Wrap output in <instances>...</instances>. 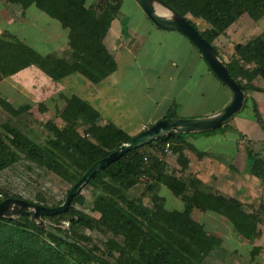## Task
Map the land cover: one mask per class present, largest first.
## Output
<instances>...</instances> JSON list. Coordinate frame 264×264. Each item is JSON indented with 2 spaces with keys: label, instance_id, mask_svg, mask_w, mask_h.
<instances>
[{
  "label": "trees",
  "instance_id": "trees-1",
  "mask_svg": "<svg viewBox=\"0 0 264 264\" xmlns=\"http://www.w3.org/2000/svg\"><path fill=\"white\" fill-rule=\"evenodd\" d=\"M164 1L197 29L194 19L205 21L209 27L198 31L218 53L214 39L240 16L246 14L253 20L264 16V0ZM2 3L14 9L34 5L55 19L66 30L71 51L42 54L11 30L3 29L0 32V81L31 66L55 82L72 73L97 82L116 69V61L105 45V36L119 13L122 0H2ZM231 64L245 75L244 82L238 81L246 94L253 78L264 80V30L248 42L233 46L226 63L230 74ZM246 65L250 66L246 68ZM0 102L10 110L5 99ZM28 108L29 104L21 105L13 114L20 115ZM60 116L64 120L74 116L87 128L80 131L72 122L63 131L47 120L42 125L46 135L37 139L15 125L1 123L0 172L24 159L69 184L68 192L93 163L132 137L113 123L98 125V111L77 97L62 107ZM165 117L177 115L171 108ZM224 126L226 124L216 130ZM182 136H165L127 151L93 174L84 186L90 185L97 191L92 201L94 214L77 207V203L83 202V186L65 212L43 216L70 241L33 225L28 215L0 218V264H202L217 245L204 226L188 213L189 207L202 212L215 211L225 216L239 235L251 238L254 224L237 200L205 192L199 187L198 179L186 181L168 172L163 157L168 150H177ZM166 144L168 150H165ZM140 181L145 182L144 188L134 197L129 190ZM159 185L166 186L188 207L184 211L167 209L164 198L158 193ZM187 185L193 188L191 193L186 190ZM0 193V200L22 198L7 185H0ZM37 198L41 204L44 198L39 194ZM144 198L149 202L144 204ZM62 201L42 205L56 206ZM64 220L68 227L61 224ZM82 229H98L110 236L101 246H89L86 243H91V237L79 232Z\"/></svg>",
  "mask_w": 264,
  "mask_h": 264
},
{
  "label": "crops",
  "instance_id": "crops-1",
  "mask_svg": "<svg viewBox=\"0 0 264 264\" xmlns=\"http://www.w3.org/2000/svg\"><path fill=\"white\" fill-rule=\"evenodd\" d=\"M1 7L9 10L14 18L36 17L32 20L39 18L51 20L55 28L63 34L64 45L68 46L66 30L62 29L55 19L49 18L34 5L17 9L8 8L4 4ZM29 12L32 14L28 15ZM244 16L246 14L240 16L213 41L225 63L229 62L235 44H244L250 40L229 44L230 40L226 36L227 32L234 31ZM116 17L111 21L105 36V45L117 64L113 72L97 82H91L79 73L69 74L59 83L46 78L52 89L58 85L61 87L62 93H68L63 94L69 95L68 100L65 98L63 106L75 100L76 97L83 99L98 111V125L113 123L133 136L149 127L154 121L164 118L171 108L174 109L177 117L205 116L219 111L231 100L232 91L230 88L217 78L195 45L181 32L158 28L148 19L133 24L129 23L130 29L124 32L122 27L126 22L120 23ZM197 21L194 19L198 27ZM205 26L209 27L207 23ZM148 36H152L157 41L156 47L149 45ZM170 43L171 46H169ZM147 49L148 52H151L152 58L160 56L156 58V61H161L159 71H154L152 76H145L146 73L141 70L143 67L146 68L143 62L147 61V57L142 51ZM47 52L60 54L54 48ZM132 65L136 68L133 76L127 71L130 72ZM18 72L12 76H17ZM230 72L238 80L244 82L245 75L238 73L235 64L230 65ZM162 73L166 79L161 78ZM108 76H110L109 86H103V84L98 86V82ZM6 78L2 79L0 83ZM139 82L144 84L143 91H152V94L138 125L132 130L127 128L131 122L125 113L115 114L109 121L105 119L96 108V103L97 101L105 102L109 98L106 96L108 89L117 88L120 85L133 91L141 85ZM88 83L91 88L93 85L98 87L96 91L91 92V98L87 94H82L86 91ZM250 84L252 86L249 88L250 91L245 93L246 98L242 110L224 123L226 126L208 132L185 133L177 144V150L176 148L168 150L163 157L168 172L173 173L175 177L186 181L190 178L198 179L199 187L205 192L237 200L242 211L249 216L254 224L255 232L251 238H245L237 233L225 216L212 210L202 212L193 207L188 208V213L204 226L207 234L212 237L220 251L236 253L233 261L240 260V244L242 242L248 249L247 253L256 255L258 250V257L264 258V80L255 77L250 81ZM65 85L66 87L69 85L70 88H66ZM142 97L143 101L147 100L145 96ZM109 103L112 107L115 106L113 98H109ZM246 104H248L247 108ZM5 171L4 169L3 172ZM186 190L191 193L193 188L187 185ZM158 193L164 200L168 196L177 197L164 185H159ZM175 202L177 204L173 208H168L167 204L165 207L180 211H184L188 207L179 196Z\"/></svg>",
  "mask_w": 264,
  "mask_h": 264
},
{
  "label": "rangeland",
  "instance_id": "rangeland-1",
  "mask_svg": "<svg viewBox=\"0 0 264 264\" xmlns=\"http://www.w3.org/2000/svg\"><path fill=\"white\" fill-rule=\"evenodd\" d=\"M90 1L93 0H87V2ZM2 4V0H0V30L3 28L11 30L20 39L26 41L30 46H34L42 54H45L53 48L57 49L60 53L71 51L69 46L64 45L63 34L55 28L51 20L47 18L40 19L39 17H37L39 19L35 20L32 19L36 17L14 18L9 10L1 7ZM31 14L32 12H29L28 15ZM117 15V21L120 23L126 22L122 27V31L124 32L130 29V24L147 19L140 8L135 4L134 0H122L121 8ZM197 20L198 28L204 30L206 22L202 19ZM236 26L234 31H229L226 34L230 40L229 44H232V42H246L256 37L264 30V16L259 20H253L246 15ZM223 39L225 40L226 38L224 37ZM147 42L149 45L155 47L158 45L157 41L152 38V36L147 37ZM171 45L170 43L169 46ZM148 49L142 51L147 57V61L143 62L146 68L143 67L141 70L146 73L145 76H152L154 71L160 68L161 61H156V58L160 56L152 58L151 52H148ZM121 68L123 67L121 66ZM130 68H132L130 72L129 70L127 71L133 76L136 68L134 65ZM161 78L166 79V76L162 73ZM83 79L85 81V78ZM114 79L117 80L116 77H114ZM109 81L110 76L98 82V86L102 84L103 86H109ZM139 83H141V85L133 91H129L123 86L122 90L120 85L117 88L111 87L108 89L106 96L115 100V106L112 107L109 103V98H107L105 102H98L96 100V108L105 119H108V121L112 116L114 117L115 114H127V118L129 122H131L127 128L132 130L138 125V122L142 118L143 111L146 110L145 108L149 102L148 99L151 98L152 94V91H148L149 93L143 91L144 84L143 82ZM89 85L90 83H88L85 89L86 91L82 94L90 96L91 92L98 89L96 85L92 84L93 88ZM59 87L55 85L52 89L50 82L46 81L42 72L34 66L19 71L17 76L6 78L0 83V99H5L7 101L10 110H6L0 102V125L1 123L8 122L37 139H42L46 135L47 131L44 130L42 125L47 120L56 123L63 131L66 130V125L72 122L75 127L83 131L87 126L84 127L80 125V122L76 120L74 116H70L67 120L61 119L60 111L62 110L65 98L68 100L69 95H63L68 93H62V89ZM68 87L70 88L69 85L66 88ZM142 96H145L147 100L143 101L144 99ZM24 104H29V108L21 112L20 115H14L13 113L18 107ZM247 105L248 104H246V108L248 107ZM0 131H2L1 127ZM143 183L145 184V182L140 181V184L138 183L139 185L134 186L129 193L134 197H138L144 188ZM0 185H7L11 188L13 193L21 196L23 199L36 203H38L37 196L39 194L44 198L41 204L47 205L56 204L63 200L69 187V184L52 172L47 171L45 168L38 167L34 163L24 159L6 168L5 172H0ZM96 193L97 191L92 186H84L81 190L83 202L81 204L77 203V207L90 215L94 214L92 211V201ZM177 197L168 196L165 200V205L167 204L166 206L168 208H173L177 204L175 202ZM148 202L149 199L144 198V203ZM61 224L64 227H68V222L66 220L62 221ZM79 232L91 237V243H86L89 246H93V244L101 246L107 237L110 236L98 229H82L79 230ZM214 240L218 242V240ZM247 250L248 249L242 242L240 244V260L233 261L232 259L236 256L235 252L220 251L217 247L214 252H211L204 258L202 264H264V258H259V255H257L258 250L256 251L257 256L255 254L252 255L250 252L247 253Z\"/></svg>",
  "mask_w": 264,
  "mask_h": 264
},
{
  "label": "water",
  "instance_id": "water-1",
  "mask_svg": "<svg viewBox=\"0 0 264 264\" xmlns=\"http://www.w3.org/2000/svg\"><path fill=\"white\" fill-rule=\"evenodd\" d=\"M134 2L154 26L165 30L179 31L195 45L212 72L232 91L231 100L222 109L210 115L164 117L154 121L149 127L121 143L107 156L93 163L80 179L72 185L60 204L44 206L23 198L6 197L0 200V218L13 219L18 216L28 215L33 225L70 241V238H67L62 232L50 225L43 216L65 212L72 198L88 182L92 175L104 165L118 159L127 151L165 136L212 131L242 110L246 98L245 91L240 87L238 79L229 73L226 63L215 47L201 36L197 28L164 0H134Z\"/></svg>",
  "mask_w": 264,
  "mask_h": 264
},
{
  "label": "built area",
  "instance_id": "built-area-1",
  "mask_svg": "<svg viewBox=\"0 0 264 264\" xmlns=\"http://www.w3.org/2000/svg\"><path fill=\"white\" fill-rule=\"evenodd\" d=\"M168 147H169V145L168 144H166L165 145V150H168ZM6 170V169H5ZM2 196V194L0 193V197Z\"/></svg>",
  "mask_w": 264,
  "mask_h": 264
}]
</instances>
